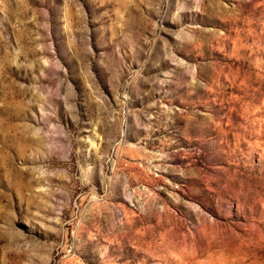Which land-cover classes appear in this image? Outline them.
Here are the masks:
<instances>
[{
	"label": "rangeland",
	"instance_id": "1",
	"mask_svg": "<svg viewBox=\"0 0 264 264\" xmlns=\"http://www.w3.org/2000/svg\"><path fill=\"white\" fill-rule=\"evenodd\" d=\"M0 264H264V0H0Z\"/></svg>",
	"mask_w": 264,
	"mask_h": 264
}]
</instances>
